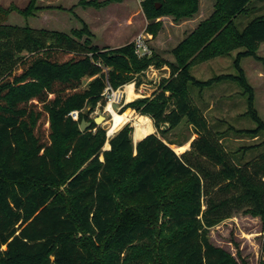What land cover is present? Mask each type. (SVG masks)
Returning <instances> with one entry per match:
<instances>
[{
    "label": "trees",
    "instance_id": "obj_1",
    "mask_svg": "<svg viewBox=\"0 0 264 264\" xmlns=\"http://www.w3.org/2000/svg\"><path fill=\"white\" fill-rule=\"evenodd\" d=\"M214 1L211 17L175 48L176 64L139 59L133 44L101 50L84 24L70 34L9 25V11L0 8V264H146L136 247L160 232L154 212L162 214L161 231L170 233L161 239L156 264H244L208 235L236 212L259 217L264 226V122L240 67L244 58L259 60L264 12L239 29L234 20L252 12L256 0ZM141 8L149 18L190 17L198 0H141ZM158 29L151 22L145 32L155 37ZM213 35L214 48L206 43ZM233 51L236 75L207 81L191 76L194 62ZM161 64L169 76L153 98L125 106L150 116L156 134L133 146L129 126L109 139L94 124L79 131L80 121L105 105L107 86L116 90ZM101 66L109 70L103 73ZM84 78L90 79L85 87ZM226 81L241 89L254 124L230 131L263 137L233 153L192 104L189 90ZM72 111L76 121L68 116ZM183 119L196 137L177 155L163 138ZM241 151L258 152L242 162L236 158ZM259 250L257 264H264V231Z\"/></svg>",
    "mask_w": 264,
    "mask_h": 264
},
{
    "label": "rangeland",
    "instance_id": "obj_2",
    "mask_svg": "<svg viewBox=\"0 0 264 264\" xmlns=\"http://www.w3.org/2000/svg\"><path fill=\"white\" fill-rule=\"evenodd\" d=\"M252 7V12L240 15L234 20L237 28H242L253 16L264 12V1L256 0ZM0 8L9 11L7 16L9 25L70 34L72 31L81 29L84 24L92 34V45L101 50H115L132 44L134 38L140 34H146V26L154 22L158 24V33L155 37L150 35L151 37L146 39V44L150 49V57H157L158 60L165 63L176 64L175 48L182 42L190 41L197 27L211 17L215 12V1L198 0V9L190 17L162 15L157 18H149L142 11L141 0H0ZM155 9H160L159 3H155ZM17 10H25L27 14L21 15ZM206 43L214 48V35ZM236 52L218 54L211 59L194 62L190 65L191 76L199 81H207L219 75H236L233 65ZM256 56L259 60L242 59L240 67L253 89L254 109L258 117L264 122V44L259 46ZM101 68L103 73L109 70L104 66ZM168 76L169 68L167 65L161 64L158 67L152 65L150 68L133 75L132 82L124 85V87L132 86L134 96L131 100L121 97L118 103L112 104L115 113L119 115L128 113V121L117 132L125 126L131 127L133 146L146 135L157 132L150 116L141 115L125 106L139 99H152L153 94L158 92L161 81ZM89 81L90 79L84 78L82 85L85 87ZM137 82L140 84L136 85ZM122 87L112 91L121 92ZM189 90L192 104L200 108L208 126L220 134L219 142L227 152L233 153L239 148L258 144L263 140L262 136L255 139L237 136L229 129V127L235 129L254 127V124L245 115L247 111L246 97L241 94V89L236 83L231 81L219 82L200 91L192 87ZM103 94L105 105L103 107L97 105L93 111L88 113V120H84L90 123L88 130L94 124V119L103 117L104 120L98 126H94L104 130L106 139H109L117 133L115 132L111 136L107 135L112 117L106 111V106L113 93L108 91ZM87 110L89 108H86L83 113H86ZM141 117L149 120V127L141 126L139 122ZM195 137L192 128L183 119L176 128L165 135L163 141L171 143L170 147L181 145L177 148L184 151L189 149V145ZM106 145H108L107 142L103 149H106ZM174 152L177 155L183 153ZM257 152L246 151L242 156L243 152L241 151L237 153L236 158L241 156L242 162H244L257 155ZM152 215L157 218L156 227L160 229V232H155L151 240L136 247L139 256L146 254L143 257L146 264L159 262L161 239L163 240L170 234L161 231L162 214L154 212ZM263 231L264 226L259 217L236 212L230 218L211 228L208 236L212 245L226 250L235 259H237L236 254H238L244 264H257Z\"/></svg>",
    "mask_w": 264,
    "mask_h": 264
},
{
    "label": "bare ground",
    "instance_id": "obj_3",
    "mask_svg": "<svg viewBox=\"0 0 264 264\" xmlns=\"http://www.w3.org/2000/svg\"><path fill=\"white\" fill-rule=\"evenodd\" d=\"M119 100V95L118 93L114 92L110 99L109 102L106 106V111L110 113L112 119H111V123H110V127L108 128V136H111L113 133L117 132V130L123 126L124 123H126L128 121V113H124L123 115H119L117 113H115L112 108H111V103L116 102ZM140 124L143 127H149L148 124V120L146 118H141L140 119ZM108 145H106V149H108ZM171 149H173L176 152L182 153L184 152L183 149L177 148V147H170Z\"/></svg>",
    "mask_w": 264,
    "mask_h": 264
},
{
    "label": "built area",
    "instance_id": "obj_4",
    "mask_svg": "<svg viewBox=\"0 0 264 264\" xmlns=\"http://www.w3.org/2000/svg\"><path fill=\"white\" fill-rule=\"evenodd\" d=\"M151 36L149 34H140L137 37L134 38L132 44L134 47V53L137 56V58L141 59V58H148L150 57V49L148 48L147 44H146V39L150 38ZM151 67V66H150ZM148 67V68H150ZM112 92V89L110 88V86H107L104 90V92ZM121 97H125L123 94H121ZM68 116L76 121L78 119V112L77 111H72L68 114Z\"/></svg>",
    "mask_w": 264,
    "mask_h": 264
},
{
    "label": "crops",
    "instance_id": "obj_5",
    "mask_svg": "<svg viewBox=\"0 0 264 264\" xmlns=\"http://www.w3.org/2000/svg\"><path fill=\"white\" fill-rule=\"evenodd\" d=\"M123 89H122V91L120 92V91H117L116 93H118L119 94V100H120V98H121V94H123L124 93V96H125V99H127V100H131L132 99V97L134 96V92H133V89H132V86L130 85V86H123L122 87ZM126 90H125V89ZM119 100L118 101H116V102H113V103H118L119 102ZM126 100V101H127ZM113 103H111V108H112V104ZM113 110V109H112ZM114 111V110H113ZM141 118H144V117H141ZM140 118V119H141ZM139 119V120H140ZM147 119V118H146ZM148 120V119H147ZM148 123L150 124V122H149V120H148ZM141 140V139H140ZM176 147H179V146H176ZM185 151V150H184Z\"/></svg>",
    "mask_w": 264,
    "mask_h": 264
},
{
    "label": "water",
    "instance_id": "obj_6",
    "mask_svg": "<svg viewBox=\"0 0 264 264\" xmlns=\"http://www.w3.org/2000/svg\"><path fill=\"white\" fill-rule=\"evenodd\" d=\"M103 120H104V118L100 116V117L94 119L93 123H94V125L98 126ZM89 126H90V123H88L84 119H82L80 124H79V131L83 133L87 130V128ZM103 150H106V149H103Z\"/></svg>",
    "mask_w": 264,
    "mask_h": 264
}]
</instances>
